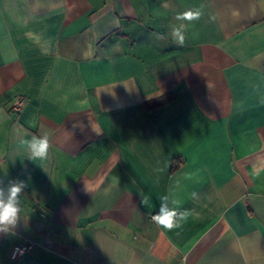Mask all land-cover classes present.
<instances>
[{
  "label": "crops",
  "instance_id": "crops-1",
  "mask_svg": "<svg viewBox=\"0 0 264 264\" xmlns=\"http://www.w3.org/2000/svg\"><path fill=\"white\" fill-rule=\"evenodd\" d=\"M25 133L48 135L47 159ZM11 181L0 264H264V0H0ZM165 195L186 213L172 230L152 220Z\"/></svg>",
  "mask_w": 264,
  "mask_h": 264
},
{
  "label": "clouds",
  "instance_id": "clouds-1",
  "mask_svg": "<svg viewBox=\"0 0 264 264\" xmlns=\"http://www.w3.org/2000/svg\"><path fill=\"white\" fill-rule=\"evenodd\" d=\"M200 9L188 10L177 14L175 19L180 21L171 29V39L174 44L182 46L185 43V33L191 22L201 18ZM31 138L23 141L26 146L27 157L31 160H45L49 156L50 141L47 134L25 133ZM26 185L23 181H11L7 188L0 186V232L11 233L15 228L21 214V194ZM142 204L147 205V198H143ZM180 201L170 199L165 195L160 199L159 211L152 216V220L166 230H172L180 226L186 219V213L178 211Z\"/></svg>",
  "mask_w": 264,
  "mask_h": 264
},
{
  "label": "built area",
  "instance_id": "built-area-1",
  "mask_svg": "<svg viewBox=\"0 0 264 264\" xmlns=\"http://www.w3.org/2000/svg\"><path fill=\"white\" fill-rule=\"evenodd\" d=\"M24 104V98L18 97L15 99L13 106L15 109L20 110ZM32 242H25L23 244H19L13 247L10 257L12 259H17L22 257L26 252H28L32 248Z\"/></svg>",
  "mask_w": 264,
  "mask_h": 264
}]
</instances>
